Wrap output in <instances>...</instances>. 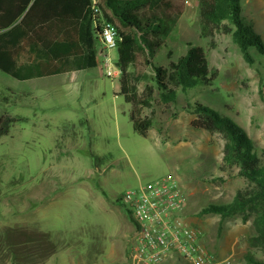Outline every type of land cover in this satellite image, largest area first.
<instances>
[{"label":"rangeland","instance_id":"374dc122","mask_svg":"<svg viewBox=\"0 0 264 264\" xmlns=\"http://www.w3.org/2000/svg\"><path fill=\"white\" fill-rule=\"evenodd\" d=\"M186 1L154 63L167 66V51L176 60L191 42L204 48L218 76L210 87L178 91L167 108L146 110L153 115L148 138L132 130L118 76L108 78L101 65L28 81L0 71V116L23 119L0 138V264H125L134 233L120 197L169 175L184 189V215L206 248L246 264L252 218L198 215L231 202L247 182L224 170L222 137L191 126V107L208 105L235 122L264 163V60L252 50L255 61L247 64L219 29L202 36L197 0ZM242 7L264 39V0ZM110 56L115 65L116 50ZM251 252L264 262L258 248Z\"/></svg>","mask_w":264,"mask_h":264},{"label":"trees","instance_id":"16d2710c","mask_svg":"<svg viewBox=\"0 0 264 264\" xmlns=\"http://www.w3.org/2000/svg\"><path fill=\"white\" fill-rule=\"evenodd\" d=\"M186 0H0V71L17 81L45 78L91 70L99 65V34L104 24L117 31L119 70L118 95L129 105L132 130L148 138L154 103H174L178 91L210 87L218 76L211 68L205 50L187 42L186 53L167 66L154 58L165 45ZM243 0H197L202 36L212 29L230 34L243 60L251 65L264 60V39L256 20L247 16ZM151 70V72H149ZM191 126L223 140L224 170H236L247 182L227 204H209L199 216L217 215L221 220L240 215L252 218L255 235L249 238L246 264H264L251 254L258 248L264 256V163L246 132L212 107L195 103ZM21 117L0 116V138ZM220 231V228H219ZM164 264H171L167 261Z\"/></svg>","mask_w":264,"mask_h":264},{"label":"built area","instance_id":"2783aa9c","mask_svg":"<svg viewBox=\"0 0 264 264\" xmlns=\"http://www.w3.org/2000/svg\"><path fill=\"white\" fill-rule=\"evenodd\" d=\"M99 44L101 71L108 78L118 76L110 56L117 46L113 25L102 26ZM120 201L134 233L125 264H236L233 255L218 259L206 248L201 231L184 215L186 195L175 177L165 176L126 190Z\"/></svg>","mask_w":264,"mask_h":264},{"label":"crops","instance_id":"0c3cea01","mask_svg":"<svg viewBox=\"0 0 264 264\" xmlns=\"http://www.w3.org/2000/svg\"><path fill=\"white\" fill-rule=\"evenodd\" d=\"M187 7V6H186ZM98 67V66H97ZM96 67V68H97ZM96 68H94V69H96ZM92 70V69H91ZM81 72V71H80ZM72 73H75V72H72ZM67 74H69V73H67ZM60 75H65V74H60ZM60 75H56V76H60ZM50 77H55V76H50ZM46 78H49V77H46ZM39 79V78H38ZM33 80V79H32ZM188 220H189V222L190 223H192V219L191 218H188Z\"/></svg>","mask_w":264,"mask_h":264}]
</instances>
